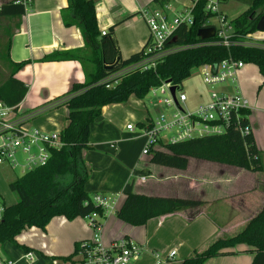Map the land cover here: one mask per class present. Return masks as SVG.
Returning a JSON list of instances; mask_svg holds the SVG:
<instances>
[{
  "label": "crops",
  "instance_id": "0c3cea01",
  "mask_svg": "<svg viewBox=\"0 0 264 264\" xmlns=\"http://www.w3.org/2000/svg\"><path fill=\"white\" fill-rule=\"evenodd\" d=\"M92 1L100 33L114 26L120 57L125 59L140 51L149 36L141 11L159 6L152 0ZM165 1L170 13L176 12V6L185 8L191 5V0ZM252 1L223 0L219 11L231 20L245 11ZM64 12L67 13V0H30L20 17H0L1 20L6 19L2 28L9 24L12 26L8 38L9 59L13 62L28 60L15 74L27 86L15 115L32 113L33 117L26 127H36L44 132H60L64 128L67 108L54 104L70 90L73 83L83 82L93 69L85 58L41 61L42 57L55 50L85 51L86 42L80 28L64 25ZM257 41L261 44L264 39ZM254 66L257 71L240 69L237 73L236 84L245 98L252 94L239 79L246 80L249 74H254L253 78L258 82L263 77L258 67ZM225 86L232 89L235 84L227 83ZM225 86L218 88L223 90ZM255 99H258L256 95ZM141 100L131 95L125 103L105 105L91 123L88 135L90 147L83 151V158L89 167L85 189L92 196L99 194L114 201V209L106 213L101 221L102 243L107 245L127 237L144 245L146 250L130 264H179L214 240L242 230L263 206L264 136L260 133L261 129H256L258 123L252 121V114L257 109L249 108V122L260 152L261 171L196 158H189L184 169L154 164L150 161V152L143 154L142 150H138L134 154L128 147V141L133 138L128 137L132 133L127 125H133L134 130L142 129L152 119L147 111L141 109ZM247 101L249 103L250 100ZM16 169L7 162H0V208L16 202L9 193V183L17 177ZM141 176L145 177L144 181ZM129 191L192 198L202 204L133 226L115 214ZM94 234L86 217L68 220L64 216H54L45 230L32 226L16 236V241L26 246L27 251L5 242L0 246V256L11 259L12 264H70L71 258L65 257L73 255L78 243L83 239H92ZM223 250L229 252L210 257L202 264H251L254 256L246 243H237ZM170 251H175L172 257H168ZM26 252L33 254L32 259L25 257ZM153 253H157L163 261L157 263Z\"/></svg>",
  "mask_w": 264,
  "mask_h": 264
},
{
  "label": "trees",
  "instance_id": "16d2710c",
  "mask_svg": "<svg viewBox=\"0 0 264 264\" xmlns=\"http://www.w3.org/2000/svg\"><path fill=\"white\" fill-rule=\"evenodd\" d=\"M195 1V2H194ZM207 0H193L192 23H180L165 46L173 48L156 62L153 68L135 69L114 80L117 83L106 87L105 78L142 57L143 48L128 58L122 59L114 38V26L102 35L99 31L92 0H67V13L62 14L64 25H77L85 40V51L55 50L41 61H62L87 59L92 71L81 83H73L70 90L61 96L55 106L67 108L66 125L59 132L64 142L60 149L51 150L48 161L21 175L9 183L16 195V202L4 206L0 217V246L10 242L28 250L16 241V236L25 228L35 226L45 230L54 216L68 220L87 217L92 212L102 214V208L95 204L85 189L89 167L83 158V151L90 147L88 135L91 123L101 114L102 107L113 103H125L131 95L143 99L152 87L167 81L178 87L192 69L203 64H216L223 59L242 60L255 64L264 77V41L249 43L247 36L256 31V23L264 13V0H253L252 4L237 17L229 20L232 32L229 46L215 43L216 36L202 40L198 29L213 14L205 9ZM162 7L165 0H152ZM223 0H220V3ZM22 0H0V17H20L25 13ZM6 59L9 71L0 80V101L17 109L27 86L15 77L28 60L13 62ZM150 161L154 164L184 169L189 158L230 165L250 171H261L260 152L252 132L240 134L229 128L223 134H207L177 142H159L150 146ZM200 200L174 196L150 195L129 191L121 206L115 210L123 222L138 226L149 219L169 214L182 208L198 206ZM237 243H246L254 253L251 264H264V204L239 232L211 242L206 248L194 253L179 264H202L210 257L226 254L224 248ZM75 251V250H74ZM72 257V254L65 259Z\"/></svg>",
  "mask_w": 264,
  "mask_h": 264
},
{
  "label": "built area",
  "instance_id": "2783aa9c",
  "mask_svg": "<svg viewBox=\"0 0 264 264\" xmlns=\"http://www.w3.org/2000/svg\"><path fill=\"white\" fill-rule=\"evenodd\" d=\"M22 1L26 5L30 2V0ZM193 4L192 2V5L184 10V14L181 12L170 13L166 4L151 10H142L141 15L149 32L142 57L102 80L108 82L106 87H112L117 83L116 81L109 83V81L135 69L153 68L157 61L174 50L166 47L165 41L180 23L187 25L192 23ZM219 4L220 0L206 1L205 9L212 13L213 17L205 21L204 27L213 26L214 36L217 37L215 43L229 46L232 26L229 20L220 13ZM213 18H215L214 23H212ZM105 33L106 31L101 32L102 35ZM243 64L242 60L228 58L216 64L203 63L195 67L200 70L203 83L212 89L209 91V101L200 104L193 112L185 111L179 107L180 103L186 101V95L182 92L176 95L178 89L175 91L176 103L174 102L169 91L170 82L152 87L149 93L155 95L159 90L160 93L168 95L166 98L157 99V104L173 106L175 110L168 114L161 112L141 129L147 138L142 153L148 154L150 146H157L162 141L177 142L207 134L219 135L229 128H235L240 134L252 132L249 122V104L236 84L237 73ZM227 83H233L235 86L232 89H227L225 86ZM215 86H225V89L214 88ZM57 103L58 101L54 106ZM15 111L13 107L0 101V162H7L12 168L20 169L21 173H25L45 164L50 157L51 150L60 149L64 142L61 140L59 132H44L36 127H26L33 114L26 113L17 116ZM127 128L133 131L135 127L128 124ZM164 132H169V135H165ZM140 179L144 181L145 177L141 176ZM91 198L95 204L102 208L103 212L102 214L92 212L86 217L89 226L95 231L94 237L83 239L78 243L70 259V264H130L134 258L146 250V247L127 237H121L107 245L102 243L100 240L101 221L106 213L114 209V201L99 194L93 195ZM2 210L0 208V217ZM174 253L175 251H170L168 257H172ZM153 254L157 263L163 261L157 253ZM25 257L32 259L33 254L26 252ZM0 264H12V260L0 256Z\"/></svg>",
  "mask_w": 264,
  "mask_h": 264
},
{
  "label": "rangeland",
  "instance_id": "374dc122",
  "mask_svg": "<svg viewBox=\"0 0 264 264\" xmlns=\"http://www.w3.org/2000/svg\"><path fill=\"white\" fill-rule=\"evenodd\" d=\"M192 2L193 0H191V5ZM191 5H188L185 8L188 9ZM185 8L176 6L175 11L176 13L181 12L184 14ZM214 22H215V18L212 19V23ZM5 24H6V19H2V20L0 19V80H2L6 76V73L9 71L8 57L6 59V50H7V41L10 36V30L12 29V26L9 24L6 25L4 28H2V26H4ZM247 38L252 44H258L260 42L257 40L264 39V31L256 30L255 32L250 33L247 36ZM254 65L255 64L252 63H244L241 69L243 70L254 69L255 71H257ZM253 76L254 74H249L246 80H242V79L239 80L240 83L243 81L244 82L243 84H246L245 86H247V89H249L251 94L253 95V97L252 95L251 97L250 95L246 97L248 100H250L248 103L249 108L255 107L257 109L255 113L252 114L253 116L252 121L254 120L259 124V127L257 124L256 129L257 128H259V130L261 129L260 133H262V135L264 136V77L261 78L260 76L261 79L258 82H256ZM214 88H218V86L217 87L215 86ZM211 89H212L211 87L203 83L200 70L196 68L192 69L190 75L182 81L181 85L178 87V90L176 91V95H178L179 92H182L187 97L184 103L179 104V107L188 112L195 111L200 104L209 101L210 99L209 91ZM156 92L157 93L155 95H153L152 93H147L140 102L141 109L147 111L148 117L150 118H155V116L160 114L161 112H165L168 114L169 112L175 110L173 106L168 107L164 104L161 105L157 104V99L166 98L168 97V95L167 93L164 94L160 93L159 90H157ZM254 95L258 97L257 100L256 99L254 100ZM131 133L132 135H128V137L131 136L133 139H130L128 141V147L130 148L131 152L135 154L138 150L141 151L144 148L147 142V138L142 134L143 132L141 128H137L134 131H131ZM164 134L169 135V132H164ZM15 172L17 176L21 174L20 169H16ZM9 193L11 197H13V199L16 200V195L11 190H9ZM0 204H1V199H0ZM21 264H24V262Z\"/></svg>",
  "mask_w": 264,
  "mask_h": 264
},
{
  "label": "water",
  "instance_id": "95a60500",
  "mask_svg": "<svg viewBox=\"0 0 264 264\" xmlns=\"http://www.w3.org/2000/svg\"><path fill=\"white\" fill-rule=\"evenodd\" d=\"M256 30L264 31V13L259 17V19L256 23ZM214 34H215V29L213 26L202 27V28L198 29V31H197V36L202 40L209 39V38L213 37ZM213 67H216V65H213ZM166 83H169V81H167ZM176 89L177 88L174 85L169 86V91H170L172 98L174 99L175 103H176V97H175Z\"/></svg>",
  "mask_w": 264,
  "mask_h": 264
}]
</instances>
